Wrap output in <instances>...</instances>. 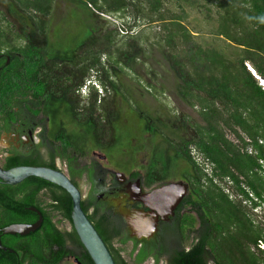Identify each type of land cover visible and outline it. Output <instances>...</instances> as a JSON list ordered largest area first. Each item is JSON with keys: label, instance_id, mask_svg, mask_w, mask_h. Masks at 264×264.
Instances as JSON below:
<instances>
[{"label": "trees", "instance_id": "16d2710c", "mask_svg": "<svg viewBox=\"0 0 264 264\" xmlns=\"http://www.w3.org/2000/svg\"><path fill=\"white\" fill-rule=\"evenodd\" d=\"M171 1L182 10L185 5L216 10L218 26L213 33L239 52L228 56L195 41L184 17L164 14ZM90 4L132 18L131 28L142 20L163 26L164 36L151 44L168 62L178 98L198 108L196 118L153 111L129 91L122 92L120 73H136L147 60V49L141 35L121 37ZM60 5L65 12L53 26ZM62 28L70 31L63 35ZM81 55L89 58L90 73L98 74L107 92L102 98L93 92L86 99L85 107L91 110L87 121L86 113L73 115L71 105L57 101L52 91L56 62ZM105 56L107 65L102 61ZM0 57V122L30 98L44 104L52 134L61 137L51 139L63 143L65 151L71 145L78 152L100 150L115 167L128 170L138 166V150L148 143L155 181L170 177L173 168L189 182L193 214L171 227V244L167 239L161 245L145 244L136 253V246L115 247V232L102 226L103 219L93 224L117 264L149 260L153 264H264V224L259 214L232 200L193 155L196 149L204 156L219 180L230 178L241 192L242 184L248 186L259 200L252 201L253 206L264 208V173L259 163L264 159L259 143L264 141V88L256 78L264 80V0H0ZM82 84L79 79L75 86ZM147 92L157 95L148 87ZM248 139L258 154L247 151ZM62 157L70 164L79 159L68 152ZM54 159L44 162L37 154L14 153L3 167L57 169ZM153 163L164 168L160 172ZM182 165H187L183 171ZM33 207L43 217L40 228L24 236L3 234L13 224L36 223L40 217ZM72 209L69 193L43 179L29 177L17 185L0 181V242L7 248H0V264H74L73 258L94 264L75 231Z\"/></svg>", "mask_w": 264, "mask_h": 264}, {"label": "flooded vegetation", "instance_id": "af4514ba", "mask_svg": "<svg viewBox=\"0 0 264 264\" xmlns=\"http://www.w3.org/2000/svg\"><path fill=\"white\" fill-rule=\"evenodd\" d=\"M83 58L84 56L81 55L72 61L56 62L54 72L56 83L52 91L56 94L57 101L65 100L71 105L73 115L83 117L86 113L87 121L91 118V110L87 108V100L80 87L75 86L79 79L84 85L91 75L89 71L91 61L88 57L87 60ZM103 88L106 92V88ZM44 108V104L32 102L30 98H27L15 106L10 115L5 116V119L0 122V160L2 162L0 164L3 166L5 159L14 153L37 154L44 162L51 160V156H54L57 169L63 171L80 190L85 213L91 222L99 223L103 219L102 226L115 232V247L131 250L136 246L137 253L145 244L161 245L169 238L171 227L177 225L185 216L193 214L190 184L181 173L170 168V177L155 181L157 171L150 166L152 154L148 143L138 150V166L120 170L100 150L78 152V149L71 145L65 151L63 143L51 139L61 137L52 134L51 119L46 115ZM158 109L162 114L169 113V110L166 111L162 107L158 106ZM72 128L77 129L74 126ZM83 132L82 129L81 133ZM182 145L184 150L185 144L182 143ZM66 152L73 158L78 157V162L74 161L75 163L70 164L63 159L62 156ZM154 165L160 169V172L164 168L163 164ZM185 168L187 165L181 166L182 171ZM172 183H181L187 187L186 193L172 213H168L167 210L175 197L179 195L178 191L168 194L161 204L157 203V209H150L138 199L141 194H152ZM139 213L153 216L158 221L157 232L151 234L150 229L139 232L132 226L133 222L137 221ZM125 239L127 242L123 245L121 241ZM73 263L77 264L74 258Z\"/></svg>", "mask_w": 264, "mask_h": 264}, {"label": "rangeland", "instance_id": "374dc122", "mask_svg": "<svg viewBox=\"0 0 264 264\" xmlns=\"http://www.w3.org/2000/svg\"><path fill=\"white\" fill-rule=\"evenodd\" d=\"M183 10H185V12ZM183 10L174 1H171L166 5L164 14H166V16L176 15L184 17V25L196 36L195 41L202 44L205 48L222 50L228 56H235V52H239V50L230 45L224 38H220L213 33L218 26L216 10L210 11L209 7H202L201 9L192 8L188 5H185ZM64 12L65 10L62 5L56 8L53 26L59 24ZM136 25L138 27V35L142 36L143 45L148 52L147 60L145 63H140L138 65L136 73H120L119 82L123 84V86L121 85L120 87L122 92L128 93L129 91L135 100L142 103L145 108H150L153 111H158V106H161L164 110H169L171 114H186L191 118H196L198 108H192L184 104L178 98L174 90L175 80L170 71L168 62L162 58L158 47L156 45L152 46L151 44L156 43L159 37L164 36L163 26L160 23H147L145 20L138 21ZM108 26L111 29H115L111 23H109ZM69 29L70 28H62L61 32L65 35L70 31ZM107 60L108 58L106 56L102 59L103 63L106 65ZM151 84L154 85V88L150 87ZM147 87L157 95L147 92ZM84 98L88 99L87 97ZM228 137L237 142L234 135L229 132ZM193 153L198 154V157L204 160V156L199 154L196 149H193ZM258 214L260 220L264 224V208L259 210ZM167 242L171 244V239L167 238ZM70 261L73 262V259ZM146 264H153V260H149Z\"/></svg>", "mask_w": 264, "mask_h": 264}, {"label": "water", "instance_id": "95a60500", "mask_svg": "<svg viewBox=\"0 0 264 264\" xmlns=\"http://www.w3.org/2000/svg\"><path fill=\"white\" fill-rule=\"evenodd\" d=\"M1 58V57H0ZM7 63H10V57L7 58ZM255 72H253V75ZM257 78V77H256ZM29 177H37L48 181L56 186L61 187L69 193L73 203L72 222L78 237L85 247L86 251L92 258L94 264H117L109 247L104 239L97 231L88 215L82 207V195L78 187L71 179L61 170L52 169L46 166H18L11 169H4L0 164V181L8 185H17ZM187 187L181 183H172L165 186L163 189L149 195H142L138 198L150 209L156 208V204H161L165 201L168 194L178 191L179 195L173 200L171 206L167 210L172 213L177 207L182 197L186 193ZM155 203V205H153ZM39 215V220L34 224H13L3 230V234H19L28 235L41 227L43 217L39 210L31 208ZM158 221L153 216H148L144 213L138 214L137 221H134L132 226L139 232L150 229L151 234L157 232ZM1 237V235H0ZM0 248L7 250L0 242ZM13 252V250H11ZM77 264H82L79 259H75Z\"/></svg>", "mask_w": 264, "mask_h": 264}, {"label": "built area", "instance_id": "2783aa9c", "mask_svg": "<svg viewBox=\"0 0 264 264\" xmlns=\"http://www.w3.org/2000/svg\"><path fill=\"white\" fill-rule=\"evenodd\" d=\"M89 7L96 14H98L103 19H105L106 21L111 23L113 25V27L117 30V32L120 34L121 37H127L130 35L138 34V27L137 26H135L133 28L130 27L131 21H132L131 18L124 19V18H121L120 15L102 12V11L98 10L95 6H93L92 4H90ZM248 68L251 70L250 66H248ZM252 72H254V71H252ZM259 81H260V84L262 85V87L264 88V81H262L261 79H259ZM81 92L83 94L87 93V88L85 85L82 86ZM247 141L249 143L247 146V151L250 154H255V155L258 154V151L251 144V140L248 139ZM259 143H260V145H262L264 147V141L263 140H260ZM193 155L195 157H197L196 160L198 163L204 165L203 167H204L205 172L210 177H214V182L216 184H218L219 186H221L222 189H224V191L230 196V198L232 200L237 201V202H241L249 210H252L256 213H259V210L263 209V207H261V206H257V207L253 206L252 201L259 202V200H258V198H256L255 194L253 193V191L248 186L242 184L243 192H241L235 188L233 181L230 178H226L223 181L219 180L213 174V166L212 165H210L208 162H206L204 160H201L198 157V154L193 153ZM259 163L261 165V172L264 173V159H260ZM261 248L264 249V245H261Z\"/></svg>", "mask_w": 264, "mask_h": 264}, {"label": "clouds", "instance_id": "9594fccd", "mask_svg": "<svg viewBox=\"0 0 264 264\" xmlns=\"http://www.w3.org/2000/svg\"><path fill=\"white\" fill-rule=\"evenodd\" d=\"M84 85L87 88V93L84 94V97H89L91 93L96 92L98 95L102 98L106 95V92L104 90V86L101 82V79H99L98 74L96 72H93L85 81ZM82 85V86H84ZM261 85V84H260ZM80 87V90L82 88Z\"/></svg>", "mask_w": 264, "mask_h": 264}, {"label": "bare ground", "instance_id": "6f19581e", "mask_svg": "<svg viewBox=\"0 0 264 264\" xmlns=\"http://www.w3.org/2000/svg\"><path fill=\"white\" fill-rule=\"evenodd\" d=\"M252 71H254L252 68H251ZM256 75V73H254ZM257 76V75H256ZM258 77V76H257ZM259 79H261L260 77H258ZM262 81H264L263 79H261Z\"/></svg>", "mask_w": 264, "mask_h": 264}]
</instances>
